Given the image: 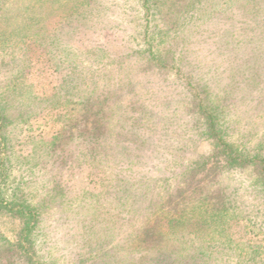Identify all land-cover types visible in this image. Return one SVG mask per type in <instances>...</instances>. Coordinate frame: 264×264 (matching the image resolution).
<instances>
[{
  "label": "rangeland",
  "instance_id": "1",
  "mask_svg": "<svg viewBox=\"0 0 264 264\" xmlns=\"http://www.w3.org/2000/svg\"><path fill=\"white\" fill-rule=\"evenodd\" d=\"M0 0L8 199L46 264H264V184L196 164L264 155V0ZM94 126H99L95 128ZM155 227L159 242L141 245ZM19 220L0 213V264ZM150 246V248H149Z\"/></svg>",
  "mask_w": 264,
  "mask_h": 264
},
{
  "label": "trees",
  "instance_id": "2",
  "mask_svg": "<svg viewBox=\"0 0 264 264\" xmlns=\"http://www.w3.org/2000/svg\"><path fill=\"white\" fill-rule=\"evenodd\" d=\"M143 4L145 8H149V0H143ZM196 107L204 121L205 135L213 145L211 155L199 161L194 167L196 172L207 170L211 164L223 165V168L252 169L258 180L264 184V155L260 153L247 154L236 148L225 138L216 110L207 106L201 99ZM6 126L7 120L0 107V213L20 222L17 240L14 245H8L6 251L10 255L9 257L14 259L13 264H46L39 259L36 248V235L40 224L39 211L26 200L16 197L8 199L4 193L11 169L10 141ZM98 127L94 126V131ZM161 238H163V234L157 232L155 227H147L142 233L141 245L151 244L150 246L153 247L152 244L159 242Z\"/></svg>",
  "mask_w": 264,
  "mask_h": 264
}]
</instances>
